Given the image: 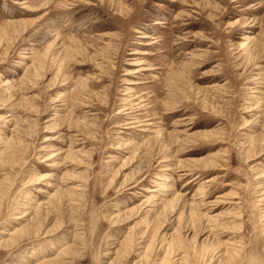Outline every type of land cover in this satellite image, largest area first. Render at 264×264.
<instances>
[{
    "label": "rangeland",
    "instance_id": "374dc122",
    "mask_svg": "<svg viewBox=\"0 0 264 264\" xmlns=\"http://www.w3.org/2000/svg\"><path fill=\"white\" fill-rule=\"evenodd\" d=\"M1 230L0 264H264V0H0Z\"/></svg>",
    "mask_w": 264,
    "mask_h": 264
},
{
    "label": "bare ground",
    "instance_id": "6f19581e",
    "mask_svg": "<svg viewBox=\"0 0 264 264\" xmlns=\"http://www.w3.org/2000/svg\"><path fill=\"white\" fill-rule=\"evenodd\" d=\"M247 38H248V36H247ZM246 46H247V45H246V43H245L243 47L246 48ZM242 49H243V48H242ZM245 50H246V49H245ZM8 152H9V151H8ZM23 215H24V214H23ZM34 217H35V216H34ZM39 217H40V216H39ZM39 217H38V218H39ZM16 219H19V218L17 217ZM32 219H33V217H32ZM32 219H31V221H32ZM32 222H33V221H32ZM28 223H29V222H28ZM26 225H27V224H26ZM29 225H30V224H29ZM24 226H25V225H24ZM25 227L27 228V227H29V226L27 225V226H25ZM26 228H23V229L21 228V230H18V229L16 228L15 230H13V231H14L13 233H15V232L20 233V232H22V231L24 232V230H25ZM17 230H18V231H17ZM26 230H27V229H26ZM1 231H2V230H1ZM4 231H5V230H4ZM46 232H47V231H45L44 234H45ZM25 233H26V232H25ZM25 233H24V234H25ZM27 233H28V232H27ZM37 233H38V232H37ZM0 234H5V232L2 231ZM9 234H11V233H9ZM12 235H13V234H12ZM12 235H11V236H12ZM15 235H16V234H14V236H15ZM18 235H19V234H18ZM45 235H47V234H45ZM35 236H36V235H35ZM21 237H22V236H21ZM129 237H130V236H129ZM11 238H12V237H11ZM11 238H10V239H11ZM27 239H28V238H27ZM7 240H8V239H7ZM13 240H14V238H13ZM13 240H12V241H13ZM1 241H2V240H1ZM15 241H16V240H15ZM124 242H125V241H124ZM13 243H14V242H13ZM126 243H127V242H126ZM128 243H129V242H128ZM121 244H123V242H121ZM119 245H120V243H119ZM150 245H151V244H150ZM68 246L70 247V245H68ZM68 246H66L67 249L69 248ZM121 246H122V245H121ZM129 247H130V246H129ZM119 248H120V247H119ZM146 249H147V248H146ZM68 250H69V249H68ZM68 250H66L65 247H64V249L61 250L62 252H60L61 254L58 253V254L55 256V258H53V259H51V260L48 258L49 260L46 259L47 261H44V262H41V263L39 262V264H60V260L63 258V256H67V253H68L67 251H68ZM116 250H117V249H116ZM144 250H145V248H144ZM147 250H148V249H147ZM69 251H70V250H69ZM145 251H146V250H145ZM56 252H57V250L55 251V253H56ZM117 253H118V252H117ZM167 253H168V252H167ZM130 254H131V253H130ZM130 254H129V255H130ZM117 255H118V254H117ZM68 256H69V254H68ZM166 256H167V255H166ZM188 256H189V255H188ZM124 257H125V256H124ZM185 257H186V256H185ZM164 258H165V257H164ZM180 258H181V257H180ZM62 260H63V259H62ZM163 261H164V260H163ZM180 261H181V259H180ZM36 262H37V260H36ZM61 262L63 263V261H61ZM68 263H69V262H68ZM30 264H31V263H30ZM35 264H36V263H35ZM37 264H38V263H37Z\"/></svg>",
    "mask_w": 264,
    "mask_h": 264
}]
</instances>
